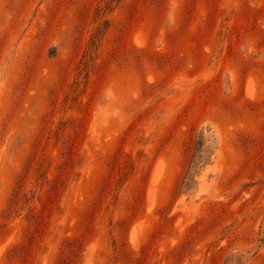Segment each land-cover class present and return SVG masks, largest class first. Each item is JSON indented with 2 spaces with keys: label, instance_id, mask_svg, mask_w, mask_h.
<instances>
[{
  "label": "rangeland",
  "instance_id": "1",
  "mask_svg": "<svg viewBox=\"0 0 264 264\" xmlns=\"http://www.w3.org/2000/svg\"><path fill=\"white\" fill-rule=\"evenodd\" d=\"M0 264H264V0H0Z\"/></svg>",
  "mask_w": 264,
  "mask_h": 264
},
{
  "label": "trees",
  "instance_id": "2",
  "mask_svg": "<svg viewBox=\"0 0 264 264\" xmlns=\"http://www.w3.org/2000/svg\"><path fill=\"white\" fill-rule=\"evenodd\" d=\"M197 150L200 152L199 153V157L202 158V151L205 150L204 149V141L202 140V135H199V140L197 141Z\"/></svg>",
  "mask_w": 264,
  "mask_h": 264
},
{
  "label": "bare ground",
  "instance_id": "3",
  "mask_svg": "<svg viewBox=\"0 0 264 264\" xmlns=\"http://www.w3.org/2000/svg\"><path fill=\"white\" fill-rule=\"evenodd\" d=\"M249 80H250V79H249ZM249 83H251V82H249ZM247 93H248V92H247ZM253 97H254V96H253ZM167 169H168V168H167ZM167 169H166V170H167ZM165 176H166V174H165ZM154 194H155V193H154Z\"/></svg>",
  "mask_w": 264,
  "mask_h": 264
}]
</instances>
